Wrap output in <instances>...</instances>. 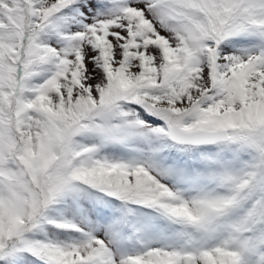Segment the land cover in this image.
Segmentation results:
<instances>
[{
    "label": "snow or ice",
    "instance_id": "snow-or-ice-1",
    "mask_svg": "<svg viewBox=\"0 0 264 264\" xmlns=\"http://www.w3.org/2000/svg\"><path fill=\"white\" fill-rule=\"evenodd\" d=\"M0 264H264V0H0Z\"/></svg>",
    "mask_w": 264,
    "mask_h": 264
}]
</instances>
